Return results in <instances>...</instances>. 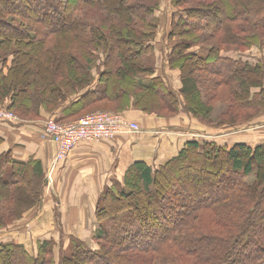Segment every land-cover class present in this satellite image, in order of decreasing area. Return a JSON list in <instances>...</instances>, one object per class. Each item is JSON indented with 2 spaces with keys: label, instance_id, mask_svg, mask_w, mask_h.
Returning a JSON list of instances; mask_svg holds the SVG:
<instances>
[{
  "label": "trees",
  "instance_id": "1",
  "mask_svg": "<svg viewBox=\"0 0 264 264\" xmlns=\"http://www.w3.org/2000/svg\"><path fill=\"white\" fill-rule=\"evenodd\" d=\"M170 1L164 21L159 0H19L23 8L1 10L7 111L60 124L104 111L165 118L182 102L214 136L110 179L95 201L97 246L70 236L29 252L10 241L0 264H55V250L57 264H264V138L235 132L264 115V0ZM158 34L172 47L166 67L179 74L180 102L155 71ZM218 103L226 110L213 121ZM46 176L34 158L0 156L1 234L42 205Z\"/></svg>",
  "mask_w": 264,
  "mask_h": 264
},
{
  "label": "crops",
  "instance_id": "2",
  "mask_svg": "<svg viewBox=\"0 0 264 264\" xmlns=\"http://www.w3.org/2000/svg\"><path fill=\"white\" fill-rule=\"evenodd\" d=\"M160 38L158 34L153 42L154 46L166 45ZM160 70L168 72L170 77L175 76L178 79L177 84L182 88L178 72L169 71L165 62L160 60L157 62L155 59V71L159 73ZM5 72L0 63V77ZM161 76L164 77V74ZM165 85L173 91L167 81ZM0 109L6 110L4 106H0ZM142 116L139 121L140 131L137 133H123L116 139L77 143L65 162L54 173L48 171L47 165L50 164L56 146L43 131L45 119L41 121L18 118L17 122L0 119V156L11 153L17 161L34 158L45 166L47 175L42 205L38 210L34 209L29 213L22 229L18 224L7 227L5 232L0 233V242L17 241L21 234L27 233L30 247L35 249L36 241L49 240L52 231L62 230L64 223L67 224V230L88 229L91 226L89 220L78 221L70 229V224L62 217L63 214L67 213L66 210H70L69 213L76 216L83 213L91 214L99 191L105 184H110V179L123 177L133 163L142 162L155 168L167 160L176 158L188 141L196 138L195 136L199 134L203 135V138L214 136L206 127L196 123L190 114L168 119ZM124 118L129 121L126 116ZM134 122L138 123L135 120ZM256 122L251 124L250 130L253 142L264 138V115L256 119ZM238 131L241 130L235 132Z\"/></svg>",
  "mask_w": 264,
  "mask_h": 264
},
{
  "label": "rangeland",
  "instance_id": "3",
  "mask_svg": "<svg viewBox=\"0 0 264 264\" xmlns=\"http://www.w3.org/2000/svg\"><path fill=\"white\" fill-rule=\"evenodd\" d=\"M18 1L19 0H13L12 2L7 3V1H5V0H0V19H2L1 10L3 8H5V7L10 8V10H13L15 7H19L20 9L23 8V4H21ZM56 1H57V3H60V1H61V4H63L65 2V0H56ZM170 2H171L170 0H159V3L160 4H159V7H158L157 11L154 13L155 14V17L158 14L157 15L158 18L160 20L162 19V21H164V18L165 19L168 18L171 15V12L173 10L171 8L172 6H171V3ZM26 3L28 4L29 2L26 1ZM159 25L160 26H166V23L161 22V23H159ZM171 49H172V47L169 46L167 43H166V45L164 47H162V45L161 46L158 45L157 47L155 46L154 57L157 60V62H158V60H160V61L165 62L166 65H168V60H167L166 55H167L168 52L171 51ZM163 50H164V52H163ZM195 51H196V49H195ZM251 59H257V57H252ZM31 60L32 59H30V62H31ZM254 61L255 60H251L252 63H254ZM7 62H8L7 63V66H8L10 64V57H8V61ZM30 62H28L26 64V67H25V69H27V74H29V76H30V77H28V81H29V79L32 76V75H30V73L32 74V72H33L32 69L31 70L28 69V67L31 66ZM163 74H164V77L161 76ZM157 76L160 77V78H162V80H163L164 83H165V81H167V84L170 85L171 88H172V90H173L172 92H174L177 96L180 97V99L177 97L179 99V100H177V102L178 101L180 102V100H182V98H181V94H180L181 88L177 84L178 79L175 76H171L170 77L169 74H168V72H165L164 73L163 70H160L159 73H157ZM186 79H192L191 73H187ZM28 86H29V84L24 85L21 88H23V91H26V89H27ZM21 88L19 87V89H21ZM203 92H204V89H203ZM202 96H203V93L201 94V99H203ZM133 104H134V102H133ZM174 106H175V104H174ZM131 108H129V109H131ZM225 110H226L225 106L224 105L222 106L220 103H218L216 106L214 105L213 106V109H212V112H211L212 113V115H211V118L212 119L211 120L214 121L215 119H217L218 116H220V115H222V114L225 113ZM0 111H2V112L3 111L10 112V111L4 110V109H0ZM109 112L104 111L103 113H109ZM10 113L16 117V120H14V121L17 122V120H19L18 119L19 117L16 116V114H14L12 111ZM93 113L94 112H92V113L90 112L88 114H93ZM97 113H101V112H97ZM127 113H129V115H127V118H129V122L132 123V122H134V120L137 121L138 123H136V122L135 123L140 128L139 121L142 119L143 116L140 115L139 113H137L136 111H133V110H130ZM88 114H85V116H88ZM110 114H112V113H110ZM162 114H164V116H167L165 118H174V117H183V115L188 114V113L185 110V106L181 102V105L179 106L178 112L176 113V111H174V113H173L175 115H172L171 116L170 114H166V113H162ZM113 115H116V114H113ZM3 118L0 117V119H3ZM49 119L54 120L53 118H47L46 120H49ZM44 122H46V121H44ZM252 123H257V122L255 120ZM252 123L251 122L248 123V125L246 126V128H244V127L243 128H238V130H241V131H238V132L241 133V132L250 131L252 129V126H251ZM43 131H44V123H43ZM195 137H202L203 138L204 136L201 135V134H199V135H197ZM112 139H116V137L115 138H112ZM52 158H53V156H52ZM52 158L50 159L49 166L47 165V169H48V171L50 173H52V171L54 173L59 168L58 163L56 165L53 164ZM9 171H10V168L7 169L6 176H8ZM22 189L23 188H21V190ZM208 190H210L209 187H208ZM23 192H24V194L27 197H30L29 195L26 194V191L23 190ZM41 203H42V201H41ZM94 208H93V211H92L91 214L90 213H83V214H79V215L76 216V215L72 214L71 212L69 213L70 210H66L67 213L63 214V216H62L70 224V226H69L70 229L73 228V225L76 224V223H78V221L81 222V221H88V220L91 221L90 228H88V229H78V230H67V224L64 223L62 230H59V231L53 230L52 231L53 234L50 236L51 238H49V240H38V241H36V244H37V242H50V240H52L51 243L54 242V241H57V242H55L57 244H59L60 242H62L63 243V246H64V244H66V241L68 242L70 236H72V237L75 236L77 239L79 238L80 240H82L87 245L91 246L92 248L95 247V246H97V245H95V243L92 240L93 239V236L96 234V232L93 230L95 228V226H96V221H95V216H94V213H95ZM24 222H26V220L22 221L18 225V226H20L19 227L20 229H22V227H23L22 225L24 224ZM162 226L163 225H161L159 227L160 230H162ZM27 238H28L27 233L26 234H21L19 236V238L16 239L17 241L13 240V242L16 243V244H19V245H23L26 248V250L29 251V252H32V251L35 252L36 251V248L34 249V248L30 247V244H29ZM0 244H1V242H0ZM58 255H59L58 254V250H55L54 255H53L54 256L53 261H55V264H57V262H58L57 261L59 259L58 258Z\"/></svg>",
  "mask_w": 264,
  "mask_h": 264
},
{
  "label": "built area",
  "instance_id": "4",
  "mask_svg": "<svg viewBox=\"0 0 264 264\" xmlns=\"http://www.w3.org/2000/svg\"><path fill=\"white\" fill-rule=\"evenodd\" d=\"M0 117L14 121L16 117L10 112L0 111ZM140 129L135 122H129L120 114L93 113L74 122L60 123L55 120L44 122L45 135L56 146L53 164L60 163L79 142H96L112 139L123 133H137ZM50 181V178L49 180Z\"/></svg>",
  "mask_w": 264,
  "mask_h": 264
}]
</instances>
